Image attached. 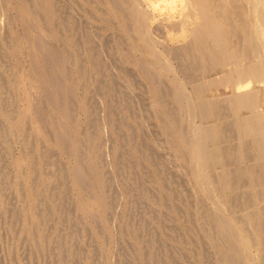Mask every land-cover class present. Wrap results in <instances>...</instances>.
Returning a JSON list of instances; mask_svg holds the SVG:
<instances>
[{"label":"bare ground","instance_id":"1","mask_svg":"<svg viewBox=\"0 0 264 264\" xmlns=\"http://www.w3.org/2000/svg\"><path fill=\"white\" fill-rule=\"evenodd\" d=\"M19 2L18 9L22 12L21 22L25 26V36L33 39L30 41L32 78L29 81L25 79L23 84L26 99L24 110L17 108L18 102L17 106L14 104L15 99L12 98L14 79L6 75L8 66L13 64L11 62L9 64L7 59L12 48L13 35L5 24V0H0V218L8 224V232L15 233L18 244L21 243L26 250L25 259L13 258L14 263L10 264H31L40 256L43 249L52 253L45 264H77L81 258L86 235L94 237L96 232L105 233L109 242L117 235V228L124 220L120 207L122 194L130 200L128 204L130 206L127 207L128 217L134 219L138 212L141 214L136 226L126 218L128 224L123 230L132 236L134 232L139 233L142 229L149 228L153 224L151 213L155 210L159 212V208L154 205L162 207L164 203L160 196L150 192L151 189L142 181V176L136 175L135 172L138 169L142 171L143 168L138 166L137 169L136 164L130 163L134 156L141 158L147 165L157 164L156 180L160 191H172L165 200L179 199L187 206V200H193L192 192L190 193V190L189 193H185L186 190L181 186L183 183L194 185L196 190L193 188L192 191L196 193L194 200L197 202L195 216L200 220L201 228L207 233L206 243L218 247L216 252L223 257L222 260L220 258L223 264H264V203L262 204L264 190L261 191L258 187L262 177L259 166H264V113L262 109L260 110L258 98L259 90L262 89L260 93L264 101V61L258 59L255 63L246 65L242 63L245 55H249L248 58L251 55L257 57L264 55V0H19ZM155 10L162 11L163 16L170 21L169 27L180 30L174 38L182 42L174 44L172 48L171 44L169 47L171 61L179 59L182 62L180 70L186 78L193 82L205 69L224 67L230 63L233 64L232 70L226 71L225 74L218 71L221 77L211 82H193L192 92H187L183 82L175 78L171 61L162 60L164 58L162 53L150 37L149 23L156 21L155 16L151 14ZM114 18L115 22L117 18L120 20L121 35H125L126 39L135 37L141 45L142 55L152 60L151 63L139 64L141 75L148 82L147 89L151 95L152 107L161 113V118L169 127L167 132L174 130L170 146L176 150V159L182 164L186 162L187 166L191 165L190 180H182L178 175L173 177L170 171H165L167 166L160 162L161 153L151 141H146L149 145L146 142L139 144L146 143L145 156L139 148L143 146L130 145L133 143L132 138H140L130 120L141 119L143 107L141 100L135 96L139 93L135 94L134 91L133 94L131 69L125 66L127 59L123 50L124 38L114 31L108 32V25L104 24L114 22ZM33 25L39 27L35 35L30 33ZM233 39H238L240 45L233 46ZM109 47L116 48L117 54L111 55L110 52L113 50ZM103 57L106 58L105 62L102 61ZM117 62L121 63L118 71L115 70L117 67L113 68ZM73 72H76L80 81L84 83L85 90L80 98H76L70 87V81L74 80ZM210 83H214L215 86L218 83L230 84L233 92L230 93V97L225 96L226 98H205L202 90ZM252 84L262 88L253 89ZM30 87L36 91L34 94ZM17 88L19 89L18 86ZM17 88L15 83V91ZM37 93L39 96L42 93L47 95L56 110L51 118H43L45 114L41 108L43 102L36 101ZM133 103L137 105L136 111ZM185 109L189 114L192 112L202 119L214 121L206 125H190L186 117L182 116ZM241 109H247L249 115L239 117ZM77 110H82L86 116L87 128L82 132L74 126ZM132 112H135L136 116L132 115ZM12 128L17 129L24 138L21 144L22 155L4 160L1 158L2 150L11 154ZM233 134L238 138L237 151L232 156H227L223 153L225 143ZM123 144H128L129 150H120ZM55 150L67 155L68 163L57 157L58 153L55 154ZM252 150L256 153V160L254 159L256 164L250 170L246 172L245 167H232L244 157L249 158ZM247 162L245 164H248ZM216 163L224 166V169L217 173L211 170ZM25 165L27 172L23 171ZM123 166L127 168L123 169ZM12 168L16 169L15 175L11 173ZM165 172L168 175L162 177ZM120 174H124L126 180L122 192L117 182V175ZM246 176L251 179L247 188L241 182ZM4 184L12 187L11 194L17 201L26 202L25 209L15 204H7L5 189L4 187V190L2 189ZM214 184L220 189L225 200L237 201L242 206H250V209L242 211L238 218L233 216L227 218L216 206L217 209L208 207L204 200L212 199ZM72 192L75 193L74 198ZM71 199L73 202H70ZM190 217L193 221L192 215ZM85 218L91 222L90 235L86 227H79L82 223L85 225ZM78 233H81L82 239ZM156 236L150 233L147 240L152 243L151 245L157 240ZM94 239L91 238L89 240L91 243L88 242L91 254L87 255L86 262L106 264L98 260L97 256L103 250L100 247L102 245L99 246L97 243L99 241ZM139 242L130 245L132 247ZM121 245L116 243L114 246V250L115 247L118 250L117 262L124 260L125 257L126 251L124 252L125 249L123 250ZM164 246L159 245V248ZM112 253L111 250L108 259V263L111 264ZM210 259L207 255L205 262Z\"/></svg>","mask_w":264,"mask_h":264},{"label":"rangeland","instance_id":"2","mask_svg":"<svg viewBox=\"0 0 264 264\" xmlns=\"http://www.w3.org/2000/svg\"><path fill=\"white\" fill-rule=\"evenodd\" d=\"M14 1H16V3H14ZM11 2V3H10ZM19 0H5V5H4V11L6 10V14L4 12V18H5V24L6 26L8 25L9 28L8 31L10 32L11 35H13V38H12V41H11V50L10 52H8V63L11 64L13 63L12 65H9L7 70H6V75L11 79L13 78L14 79V87H13V90H12V98L13 100L15 101L14 104L17 106V108L19 110H24V108L26 107V99H25V92H24V80L27 79V81L31 80L32 78V70H31V64H32V46H31V42L30 41H33L32 37L31 38H27L25 36V26L24 24H22L23 22H21V16H22V12L18 9V4ZM11 4V5H10ZM13 4V5H12ZM15 8H14V7ZM12 7V8H11ZM8 9V10H7ZM16 9V10H15ZM16 12H15V11ZM19 10V11H18ZM10 12V13H9ZM12 14V15H11ZM152 16H155V19L156 21H151L149 23V28H150V32H151V39L153 38L152 42L158 47L157 49H159V51L162 53V60L165 62V60H169V62L171 61L172 59V56H171V48L173 47L174 44L176 43H179V42H182L179 41V39L177 38H174L176 37V35H178L179 31L180 30H176L172 27H169L168 24H170V21L168 19H166L164 16H163V13L162 11L160 10H155L153 11L152 13ZM155 14V15H154ZM18 16V17H17ZM14 17V18H13ZM8 18H9V21H8ZM10 19H13L10 21ZM16 20V21H15ZM18 20V21H17ZM20 20V21H19ZM118 21V23H117ZM11 22V24H10ZM122 22V21H121ZM161 22V24L159 23ZM10 24V25H9ZM15 24V25H13ZM104 24L108 27V32H111V31H114L116 34H120L121 35V32L119 30V27L121 26V23H120V20L117 18L116 19V22H115V18H114V22H104ZM116 24V25H115ZM12 25V26H11ZM19 25V26H18ZM21 25V26H20ZM35 25V24H34ZM32 26L34 28H30V33L32 34H37V31L39 30L38 26ZM104 25V26H105ZM110 25V26H109ZM154 25V26H153ZM157 25V26H156ZM116 26V27H115ZM22 27V28H21ZM17 30H16V29ZM35 28L37 29L35 31ZM34 29V30H33ZM16 30V31H15ZM110 30V31H109ZM174 30V31H173ZM24 31V32H23ZM17 32V33H16ZM29 32V31H28ZM23 33V34H22ZM19 36V37H18ZM123 36L122 38L123 39V50H124V54H126V59L127 61L125 62V66L128 68V69H131V80L133 82L132 84V88H133V94H138L139 95H135L138 99L141 100V107H143V109L141 110V112L145 115L142 114V121L141 119H138L136 121H134L135 119H131L130 121L133 123L134 125V128L136 129V132L139 133L140 135V138L138 137H134L132 138V142L130 145H138L139 146H143V147H139L140 148V151L143 153L142 155L145 156L146 155V147H145V144L147 143L146 141H151L154 145V147H156L159 151V153H161V160L160 162L163 164V165H166L167 169L165 171H170V173L174 176L178 175L180 179L182 180H190L191 179V176H190V172H191V165L187 166L186 162L185 163H181V161L177 160L176 157H175V151L173 149L172 146H170L171 143V139H172V134L174 132V130H168L167 132V128H169L167 126V124L163 121V119L161 118V113L156 110L154 107H152V103H151V95L147 89V86H148V82L147 80L141 75V68H140V63L141 62H149L151 63L152 60L150 58L147 59V57H145L144 55H142L141 53V45L139 44V41L137 39H135V37L132 36L131 39H126L127 37H125V35H121ZM25 37V38H24ZM160 37V38H159ZM26 38L28 39L27 42H26ZM15 39V40H14ZM17 39V40H16ZM133 39V40H132ZM14 40V41H13ZM21 40V41H20ZM24 42H23V41ZM127 40L129 42H127ZM29 41V42H28ZM131 41V42H130ZM238 41V42H237ZM13 42V43H12ZM20 42V43H19ZM105 42V41H104ZM103 42V43H104ZM16 43V44H15ZM133 45H132V44ZM159 43V44H158ZM164 44V45H163ZM172 44V45H171ZM232 44L233 46H238L240 45L239 43V40L238 39H233L232 40ZM26 45V46H25ZM29 45V46H27ZM171 45V46H170ZM14 46V47H13ZM103 46H106L103 44ZM134 46V47H133ZM171 48H170V47ZM31 47V48H30ZM133 47V48H132ZM25 48V49H23ZM29 52L28 53V49ZM110 50H113L111 51V55L113 54H117V49L116 48H111L109 47ZM166 48V49H165ZM17 49V50H16ZM130 49V50H128ZM136 49V50H135ZM140 51H139V50ZM163 49V50H162ZM168 49V50H167ZM165 51V52H163ZM168 51V52H167ZM17 52V53H16ZM167 52V53H166ZM262 52V51H261ZM16 54V56H15ZM249 56V55H248ZM248 56H244L243 58V64L246 65V64H249V63H255V62H258L257 60L259 59L260 60H263L264 61V55H260L259 57L257 56H254V55H251L249 58ZM10 57V58H9ZM171 57V58H170ZM18 58V59H17ZM20 58V59H19ZM140 58V60H139ZM12 59V61H11ZM106 58L103 57V60L104 61ZM256 60V61H255ZM31 61V62H30ZM139 61V62H138ZM11 62V63H10ZM105 62V61H104ZM113 62V61H112ZM128 62V63H127ZM248 62V63H247ZM30 63V64H29ZM109 63V61H108ZM171 65L174 67V75H175V78L178 80V81H181L183 82L184 84V87L186 89L187 92L191 93L192 92V84L193 82H211V80H215V79H218L219 77H221V74H225L227 73L226 71H231L232 68H233V64H226L224 67H214V68H209V69H205L204 70V73H199L197 78H195L192 82V80H189L188 78L185 77L184 73L180 70V67H181V64L182 62L179 61V59H173L171 62ZM20 64V65H18ZM121 64V63H120ZM120 64L117 62L116 63V66L113 65V68L114 67H117V70L118 71V68L120 69ZM105 63L102 64V66H104ZM176 65V66H175ZM19 66V68H18ZM129 66V67H128ZM229 66H231L229 68ZM12 67V68H11ZM12 69V70H11ZM215 69L217 71H215ZM220 69V70H219ZM19 70V71H18ZM177 72H176V71ZM16 71V72H15ZM210 71V72H209ZM220 72V73H217V72ZM225 71V72H224ZM9 73V74H8ZM74 74V75H73ZM72 76H73V79L72 81H70V87L71 89L73 90V93H75V96L76 98H80L82 96V93L84 92V83H82L83 81H80L78 75L76 74V72H73ZM179 75V76H178ZM218 75V77H216ZM214 79H213V78ZM23 78V79H22ZM76 78V80H75ZM207 78V79H206ZM168 80V78L166 79ZM77 83H75V82ZM144 81V82H143ZM81 82V83H80ZM15 83H16V88L17 86L19 87V89L17 88L16 91H15ZM136 83V84H135ZM76 84V85H75ZM220 83L215 84L214 83H210L208 85H206L203 90H202V95L205 97V98H214V99H221V98H224L225 96L227 97H230L231 94L233 91L231 90L232 88H230V84H224V83ZM214 85V86H213ZM140 86V87H139ZM219 86V87H218ZM256 87V88H255ZM31 88V87H30ZM29 88V89H30ZM137 88V89H136ZM145 88V89H144ZM251 88H255V89H259V88H262L261 86L257 85V84H252L251 85ZM28 89V90H29ZM32 91V93L36 92L34 89H30ZM231 90V91H230ZM135 91V92H134ZM17 92V93H16ZM262 89L259 90V105H260V110L262 109L263 110V113H264V101L262 99ZM33 93V94H34ZM38 94V93H37ZM36 94V95H37ZM44 93H42L40 96L39 94L37 96H35V99L36 101H40L42 104V111L43 113V118L44 119H47V118H51L52 115H54L55 113V109L53 108L51 102H49V98L47 95H43ZM43 96V97H42ZM88 96V95H87ZM140 97V98H139ZM225 97V98H226ZM44 98V99H43ZM41 99V100H40ZM43 99V100H42ZM45 101V102H44ZM262 101V102H261ZM18 102V103H17ZM143 102V103H142ZM145 102V103H144ZM17 103V104H16ZM134 104V103H133ZM147 104V105H146ZM150 104V105H149ZM44 105H47V106H44ZM136 103L133 105L134 107V111H136V107L137 105ZM146 105V106H145ZM148 110L151 112L153 111V113L149 112L148 110H146L147 108ZM45 109V111H44ZM55 110V111H54ZM186 110V109H185ZM261 110V111H262ZM82 112V113H81ZM158 112V113H157ZM76 120H75V125L77 128L80 129V132L84 131L86 128H87V121H86V116L85 114L83 113L82 110H77L76 112ZM184 117H186V119L188 120L187 122H190L189 124L190 125H206V124H211L214 120H206V119H202L199 117V115L197 114H194V113H190L186 110V111H183L182 112ZM186 113V114H185ZM247 114V115H246ZM46 115V116H45ZM132 115H135V112L133 113L132 112ZM152 115V116H151ZM154 115V116H153ZM187 115V116H186ZM239 117H247L249 115V111L247 109H241L239 111ZM198 116V117H197ZM155 117V118H154ZM145 119V120H144ZM2 120H4V118H2ZM5 121V120H4ZM82 121V122H81ZM6 122V121H5ZM81 122V123H80ZM160 122V123H159ZM194 122V123H193ZM206 122V123H205ZM86 123V124H85ZM146 123V125H145ZM161 124V125H160ZM143 125V126H142ZM161 126V127H160ZM163 126V127H162ZM82 127V128H81ZM149 128V129H148ZM166 128V130H165ZM14 130V131H13ZM158 130V131H156ZM16 131V132H15ZM148 131V132H146ZM160 131V132H159ZM163 131V133H162ZM170 131V132H169ZM151 132V134H150ZM11 137H12V150H11V154H8L7 152H5V150L1 152V158L6 160H11L13 158H16V157H20L22 155V145L23 144V136L22 134L17 130V129H13L12 128V131H11ZM148 133V134H147ZM141 134L144 136H141ZM161 134V135H160ZM166 134V135H165ZM16 135V136H15ZM163 136V137H162ZM157 137V138H156ZM146 140H145V139ZM171 138V139H170ZM231 138V139H230ZM226 143H225V148H224V151L223 153L227 156H232L236 151H237V144H238V138H237V135L235 136L234 134L231 135ZM20 139V140H19ZM170 139V140H169ZM234 139V140H233ZM169 140V141H168ZM139 141V142H138ZM141 142H146V143H142V145H139ZM169 142V143H168ZM231 142V143H230ZM233 142V144H232ZM160 143V144H159ZM148 144V143H147ZM14 145V146H13ZM125 147H124V146ZM121 149L120 150H125L127 151V149L129 148V145L128 144H123ZM149 145V144H148ZM161 145V146H160ZM230 145V146H229ZM232 145V146H231ZM166 146V147H165ZM133 147V146H132ZM162 147V148H161ZM125 148V149H124ZM236 148V149H235ZM227 149V150H226ZM129 150V149H128ZM14 152V153H13ZM59 151H56L55 150V154L58 153ZM252 152L251 155L249 156V158L244 157L243 160L241 161H238L236 163H234L232 165V167L234 168L235 166L237 168L239 167H245V171L247 172L248 170L251 169V167H253L256 162V153L252 150L250 151ZM254 152V153H253ZM165 153V154H164ZM227 153V154H226ZM59 154V155H58ZM56 154L57 157H59L63 162H66L68 163V156L63 154V153H58ZM173 154V155H172ZM163 155V156H162ZM4 156V157H3ZM253 156V157H252ZM63 157V158H62ZM175 158V159H174ZM144 159V158H143ZM255 159V160H254ZM142 159L141 158H138L136 156L133 157V160L131 158V162L130 163H133V164H136L135 167H137L138 169V166L142 167L143 168V173L142 171H140L139 169L135 172L136 175L138 176H142V181L145 183V185L147 184L148 187L151 189L150 192L154 195H157V196H160V198H162V201H163V205L162 207L158 206V204L154 205L156 208H159V212L158 211H153L151 214L152 215V222L153 224L150 225V230L149 228L140 231L139 233H135L134 232V235H127L126 233V230H123V228H126L127 226V219H129L130 221H132L133 224H138L137 220H139L141 214L140 212H138V214L135 215V218L132 219L131 217H128V211H127V207L130 206L128 204H130V200L129 198H125V196L122 194L121 196H123V199L121 200V213L123 214V221L122 223L119 225V228H117V230L120 232L118 233L117 231V235H115V237H118L115 239V237H112V240H110L111 242L108 241V236L107 234L105 233H100L98 234V232H96L94 234V237H91V222L85 218L84 221H85V225L82 223L79 227L81 228H85L86 227V230L89 231V235H86L85 238V241H84V247H83V250H82V253H81V258H79V261H77V264H87L86 262V257L87 255H90L91 254V250H90V246L88 244L89 240L92 238H95L94 240L96 241H99L97 242L98 245H102L100 246L101 249L103 250L102 253H100V255L98 254V260L100 261H103L104 263L106 264H111V263H108V259L110 257V254H111V250L113 251L112 253V264H223V261H221L223 259V257H220L218 255V253L216 252V249H218V247L216 248V245L215 246H211L210 244H207L206 243V238H207V233L205 232V230L203 228H201V225H200V220H198L195 216V212H196V205H197V202L194 200V196L196 193H194V191H192V189L194 188L196 190V188L194 187V185L191 183V184H185L183 183V185L181 186L183 189H185V193H191V198L193 197V200L190 199V200H187L188 203H187V206L184 205V203L182 202V200H179V199H170V200H165L166 196H168V194L172 193V191H169V190H166V192H161L160 191V186H158V183H157V180L158 179V174H157V164L154 165V164H145V162L141 161ZM165 160V161H164ZM249 160V161H248ZM248 161V162H247ZM251 161V162H250ZM253 161V162H252ZM167 162V163H166ZM179 162V163H178ZM248 163V164H245V163ZM143 163V164H142ZM244 163V164H243ZM145 165H146V170H145ZM174 165V166H173ZM176 165V166H175ZM185 165V166H184ZM240 165V166H239ZM249 166V167H248ZM124 168L123 169H126L127 167L126 166H123ZM156 167V168H155ZM180 167V168H179ZM226 167V166H225ZM249 169H248V168ZM26 168V165L24 166V169L23 171H26L27 168ZM155 168V169H154ZM231 168V166L229 167ZM261 168V169H260ZM121 169V170H123ZM224 169V166L221 165V164H214L212 167H211V170L215 173L221 171ZM12 170V171H11ZM10 171L12 173V175L16 173V169L15 168H12ZM218 170V171H216ZM14 171V172H13ZM145 171V173H144ZM159 171V170H158ZM172 171V172H171ZM259 171L262 173V177L260 178V182H259V186L260 187V190L263 191L264 190V166L260 165L259 166ZM27 172V171H26ZM122 172V171H121ZM153 176H152V174ZM123 173V172H122ZM149 173V174H148ZM175 173V174H174ZM167 172H165V174H162V177L166 176ZM148 175V176H147ZM151 175V176H150ZM168 175V174H167ZM122 177V178H121ZM124 174H120L117 175V182H118V186L120 187V190L121 192L124 190L123 188V184L124 182L126 181L125 178H124ZM168 177V176H167ZM183 177V178H182ZM121 178V179H119ZM151 178V179H150ZM153 178V179H152ZM263 179V180H262ZM250 177L246 176L243 178V180H239L242 182V185L247 188L248 187V182L250 181ZM123 181V182H122ZM156 181V182H154ZM263 181V182H262ZM261 183V184H260ZM246 185V186H245ZM184 186V187H183ZM5 189V198H6V202L8 205H16L18 206L19 208L20 207H23L24 209L26 208V202H23V201H17L15 199V197L11 194V192L13 193V189L11 186H7L6 184L2 185V189ZM10 189H8V188ZM155 187V188H154ZM204 187V186H202ZM181 188V189H182ZM3 189V190H4ZM153 189V190H152ZM159 189V190H158ZM10 190V191H9ZM213 195H212V199H205L204 202L205 204L208 206V207H211V208H218L227 218H229L228 216L230 217H234L236 218L237 216H240V214L242 213V211H246V210H249L250 209V206H242L239 202L237 201H231V200H225L223 198V196L221 195V191L220 189L215 186V184L213 185ZM154 191V193H153ZM160 191V192H159ZM9 192V193H8ZM156 192V193H155ZM168 192V193H167ZM263 193V198H264V191L262 192ZM73 194V198L75 197V193L72 192ZM161 194V195H160ZM190 195V194H189ZM14 198H13V197ZM11 198V199H10ZM164 198V199H163ZM188 198V196H187ZM178 200V201H177ZM192 202H189L191 201ZM10 202V203H8ZM70 202H73L72 199L70 200ZM166 202V203H165ZM168 202V203H167ZM176 203V204H175ZM264 203V200L262 202V204ZM173 204V205H172ZM193 204V205H192ZM238 204V206H237ZM178 205V206H177ZM181 205V206H180ZM189 205V206H188ZM176 206L178 208H176ZM180 206V207H179ZM192 206V207H191ZM216 206V207H215ZM183 207V208H182ZM185 207V208H184ZM241 207V209H240ZM244 207H246L244 209ZM162 208V209H161ZM189 208V209H188ZM196 208V209H195ZM216 208V209H217ZM56 209H59V207H56ZM170 209V210H169ZM183 210V211H180V210ZM192 209V210H191ZM240 209V210H239ZM161 210V211H160ZM229 210V211H228ZM238 210V211H237ZM179 211V212H178ZM188 211V212H187ZM192 211V212H191ZM231 211V212H230ZM158 212V213H157ZM162 212V213H161ZM165 214H164V213ZM167 213V214H166ZM190 213V214H189ZM194 213V214H193ZM236 213V214H235ZM140 214V215H139ZM162 214V215H161ZM170 214L172 216H170ZM174 214V215H173ZM165 215V216H164ZM192 215V218H194L193 221H191V216ZM125 216V217H124ZM156 216V218L154 217ZM138 217V218H137ZM162 217V218H161ZM175 217V218H173ZM127 218V219H126ZM238 218V217H237ZM176 219V220H175ZM128 220V221H129ZM156 220V222H155ZM158 220V221H157ZM162 220V221H161ZM186 220V221H185ZM2 221V222H1ZM136 221V222H135ZM191 221V222H190ZM195 221V222H194ZM187 222V223H186ZM20 222H18L19 224ZM162 223V225H161ZM21 224V223H20ZM124 224V225H122ZM156 226V227H153ZM158 225V226H157ZM2 226V227H1ZM125 226V227H124ZM190 226L192 228H190ZM197 226V227H196ZM19 227V225H18ZM180 227V229H179ZM196 227V228H194ZM7 228V229H6ZM157 228V231H155V229ZM182 228V229H181ZM186 228V229H185ZM172 229V230H171ZM3 230V232H2ZM151 230H154V232H150ZM184 230V231H183ZM191 230V232H190ZM199 230V231H198ZM160 233H159V232ZM164 231V232H163ZM196 231V232H195ZM79 232V231H78ZM124 232V233H123ZM200 232V234H199ZM4 235H3V234ZM13 233V232H12ZM9 233L8 232V224L5 223V221L3 219L0 218V264H10V263H14V259H18V258H21V259H25L26 258V250L23 249L21 243L18 244L17 242V238H16V234L15 233ZM149 233V234H148ZM150 233H153L155 236L158 234L160 235H157L155 238L157 240H155V243L154 245H151L152 243H150L147 239L150 238ZM165 233V234H164ZM167 233V235H166ZM183 235H182V234ZM186 233V234H185ZM123 234V235H122ZM141 234V235H140ZM192 234L190 237L188 235ZM15 235V236H14ZM78 235L80 236L81 238V233ZM103 235V236H102ZM174 235V236H173ZM203 235V236H202ZM141 236V237H140ZM148 236V237H147ZM168 236V237H167ZM183 236V237H182ZM202 236V237H201ZM107 239H106V238ZM124 237V238H123ZM159 239H158V238ZM172 237V238H171ZM126 238V239H125ZM128 238V239H127ZM135 238V239H134ZM175 238V239H173ZM178 238V239H177ZM82 239V238H81ZM88 239V240H87ZM106 239V240H105ZM146 239V240H145ZM185 239V241H183ZM197 239V240H196ZM204 239V240H203ZM121 240V241H120ZM131 240V241H130ZM166 240V242H165ZM181 240V241H180ZM107 241V242H105ZM136 241H140L139 243H136V245H131L130 244H135L134 242ZM179 241V242H177ZM183 241V242H182ZM194 241V242H193ZM128 242V243H126ZM198 242V243H197ZM91 243V242H89ZM116 243H118L119 245H121L122 243V248L125 252V257H124V260H121L119 262H117V259H118V250L116 249L115 247V250H114V246L116 245ZM144 243V244H143ZM159 243V244H158ZM164 243V244H162ZM189 243V244H188ZM196 243H197V246H196ZM202 243V244H201ZM4 244V245H3ZM106 244H111V245H114L112 247H109L108 245ZM158 244V245H157ZM169 246H168V245ZM144 247H143V246ZM151 245V246H149ZM159 245L160 246H164L163 248H159ZM186 247H185V246ZM191 245V246H190ZM156 246V247H155ZM181 246V247H180ZM208 246V247H207ZM150 247V248H149ZM168 247V248H167ZM202 247V248H201ZM167 248V250H166ZM215 248V249H214ZM127 249V250H126ZM135 249V250H134ZM156 249V250H155ZM162 249V250H161ZM173 249V250H172ZM131 250V251H130ZM145 250V251H144ZM149 250V251H148ZM171 250V252L169 253L168 251ZM255 252V249H253ZM85 254H83L84 252ZM141 251V252H140ZM156 251V252H155ZM173 251V252H172ZM178 251H179V254H178ZM46 252V253H45ZM135 252V253H134ZM155 252V254H154ZM205 252V254H204ZM208 252V253H207ZM43 253V254H42ZM42 253H40V256L39 257H36V259L34 260L33 263L31 264H45L46 261H47V258H49V254H52L51 251H48L46 249H43ZM130 253V254H129ZM142 253H144L142 255ZM162 253V254H160ZM210 253V254H209ZM104 254V255H103ZM166 254V255H165ZM184 254V255H183ZM196 256H195V255ZM204 255V256H203ZM209 256L211 259L210 261L206 260V256ZM16 256V257H15ZM23 256H25L23 258ZM85 256V257H84ZM138 256V257H137ZM213 256V257H212ZM218 256V257H217ZM105 257V258H104ZM128 257V258H127ZM133 257V258H132ZM144 257V259H143ZM149 257V258H148ZM162 257V258H161ZM168 257L170 259H168ZM185 257V258H184ZM11 262H10V260ZM14 258V259H13ZM107 258V259H106ZM138 258V259H137ZM161 258V259H160ZM178 258V259H177ZM221 258V260H220ZM81 259V260H80ZM155 259V261H154ZM177 259V260H176ZM8 260V261H7ZM147 260V261H145ZM98 261V262H99ZM125 261V262H124ZM130 261V262H129ZM138 261V262H137ZM144 261V262H143ZM161 261V262H160ZM172 261V262H171ZM187 261V262H186ZM220 261V263H219ZM146 262V263H145Z\"/></svg>","mask_w":264,"mask_h":264}]
</instances>
